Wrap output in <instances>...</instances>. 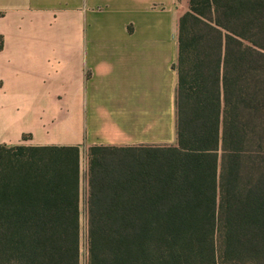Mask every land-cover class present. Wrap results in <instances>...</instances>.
<instances>
[{"label":"trees","instance_id":"16d2710c","mask_svg":"<svg viewBox=\"0 0 264 264\" xmlns=\"http://www.w3.org/2000/svg\"><path fill=\"white\" fill-rule=\"evenodd\" d=\"M177 142L0 146V264H264V0H189ZM3 38L0 36V50Z\"/></svg>","mask_w":264,"mask_h":264},{"label":"crops","instance_id":"0c3cea01","mask_svg":"<svg viewBox=\"0 0 264 264\" xmlns=\"http://www.w3.org/2000/svg\"><path fill=\"white\" fill-rule=\"evenodd\" d=\"M189 0H0V146L177 142ZM88 186L84 198L88 197Z\"/></svg>","mask_w":264,"mask_h":264},{"label":"rangeland","instance_id":"374dc122","mask_svg":"<svg viewBox=\"0 0 264 264\" xmlns=\"http://www.w3.org/2000/svg\"><path fill=\"white\" fill-rule=\"evenodd\" d=\"M89 160H87L85 155L80 156V167H81V190L82 197L84 196V191L88 186V173H89ZM86 199V198H84ZM82 249H81V264H87V231H86V220H85V208L82 207Z\"/></svg>","mask_w":264,"mask_h":264}]
</instances>
